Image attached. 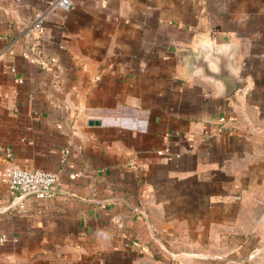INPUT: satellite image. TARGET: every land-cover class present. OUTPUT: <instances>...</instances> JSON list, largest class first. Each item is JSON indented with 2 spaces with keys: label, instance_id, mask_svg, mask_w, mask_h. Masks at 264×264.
<instances>
[{
  "label": "crops",
  "instance_id": "obj_1",
  "mask_svg": "<svg viewBox=\"0 0 264 264\" xmlns=\"http://www.w3.org/2000/svg\"><path fill=\"white\" fill-rule=\"evenodd\" d=\"M56 1L0 0V170L59 176L0 181V264H264V0Z\"/></svg>",
  "mask_w": 264,
  "mask_h": 264
},
{
  "label": "built area",
  "instance_id": "obj_2",
  "mask_svg": "<svg viewBox=\"0 0 264 264\" xmlns=\"http://www.w3.org/2000/svg\"><path fill=\"white\" fill-rule=\"evenodd\" d=\"M56 4L63 10H70L72 8L71 0H57ZM36 28L41 30L42 25L40 21L36 22ZM1 40V37H0ZM23 55L34 61V58L27 50ZM15 72V69H12ZM22 82V79H20ZM219 132H224L227 128L228 119L226 116L219 118ZM158 154H162V151H158ZM0 181L7 184L8 188L16 193L19 198L18 206L23 212H29L27 204L24 202L25 198L29 195H37L39 199L48 198L51 196L49 191L55 190L59 182V176L57 173L46 169H27L16 164H11L0 170ZM35 192V193H33Z\"/></svg>",
  "mask_w": 264,
  "mask_h": 264
},
{
  "label": "water",
  "instance_id": "obj_3",
  "mask_svg": "<svg viewBox=\"0 0 264 264\" xmlns=\"http://www.w3.org/2000/svg\"><path fill=\"white\" fill-rule=\"evenodd\" d=\"M217 56V55H216ZM225 61H223L221 59V62L216 64V70L214 71H205L206 76L209 78H212L214 81L220 83L221 87L223 88V95H229L231 94L233 91H235L241 84V80L240 78L236 75L233 74L231 72L232 69V59H231V53H230V58L228 59H224ZM224 64L223 67H221V64ZM226 72V75L221 74V72ZM224 77H227V80L223 79ZM92 123L94 121H91ZM99 122V121H97ZM50 193H56V190H50ZM35 193V192H33ZM126 201V199H121ZM19 202V198L16 197L14 199V201L6 206L4 208V210L16 207L18 205ZM127 202V201H126ZM128 203V202H127ZM153 236L156 240V242L159 244V246L166 251L168 254L170 255H175L164 243H162V241H160L153 233ZM193 256L201 258V259H212V260H220L223 261V264H241L244 263L248 260L251 259V255H246L245 257H240V258H229V257H223V256H217V255H209V254H194Z\"/></svg>",
  "mask_w": 264,
  "mask_h": 264
},
{
  "label": "rangeland",
  "instance_id": "obj_4",
  "mask_svg": "<svg viewBox=\"0 0 264 264\" xmlns=\"http://www.w3.org/2000/svg\"><path fill=\"white\" fill-rule=\"evenodd\" d=\"M256 231L251 232L248 231L244 237H239L243 238V244L248 245L246 250H249L250 252H256L255 254L258 253L259 250L264 248V224L262 226H256ZM237 238V237H236ZM215 263L214 261H208L207 264H213Z\"/></svg>",
  "mask_w": 264,
  "mask_h": 264
}]
</instances>
